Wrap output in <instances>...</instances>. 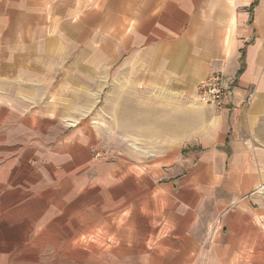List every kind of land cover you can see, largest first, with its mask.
I'll use <instances>...</instances> for the list:
<instances>
[{
    "label": "crops",
    "instance_id": "obj_1",
    "mask_svg": "<svg viewBox=\"0 0 264 264\" xmlns=\"http://www.w3.org/2000/svg\"><path fill=\"white\" fill-rule=\"evenodd\" d=\"M214 74L234 90L220 107L199 100ZM119 79L122 123L140 129L145 109L150 143L175 147L122 171V264H264V0H0L11 191L47 184L24 173L43 167L32 145L47 147L52 176L59 161L74 168L78 131L94 129L79 118ZM79 199L64 216L71 226L109 227L105 208L85 214Z\"/></svg>",
    "mask_w": 264,
    "mask_h": 264
},
{
    "label": "rangeland",
    "instance_id": "obj_2",
    "mask_svg": "<svg viewBox=\"0 0 264 264\" xmlns=\"http://www.w3.org/2000/svg\"><path fill=\"white\" fill-rule=\"evenodd\" d=\"M121 81L110 82L107 90L111 89L112 96L109 99L100 98L95 113L79 118L80 122H93L94 129L90 132L87 129L78 131L79 141L85 144L78 146V158L72 161V170L64 171L66 164L61 170L59 167L63 162L59 161L56 174L52 176L48 167L53 163L47 155V147L43 144L37 148L34 145L26 148V151L37 149L43 153L39 163L43 167L29 172L25 170L24 173L33 174V179L40 176L42 185L47 182L46 186L40 188L31 184L30 191H11L13 170L6 167L7 160L13 157L15 151L0 150V264H122V235L119 234H122V208L128 204L122 205V188L130 184L122 171L128 166L127 161L140 167L148 165L167 152H173L175 147L150 143L152 130L145 126L150 122L151 115L144 112L145 109L140 116L143 119L140 129H134L133 122L122 123ZM130 117L134 120V114ZM2 127L0 138L7 133ZM91 136L94 137V145L86 143L85 139L90 140ZM159 139L167 141L165 136ZM74 146L77 148V145ZM3 147L6 148L0 144V148ZM61 148L55 146L53 150L57 153ZM18 165L24 169L30 167L29 161L18 162ZM45 167L48 175L44 174ZM77 195L80 198L78 208L84 213L86 204L94 207L96 214L105 208L104 217L109 216L111 220L109 227L95 224L92 230V225L71 226V220L66 217L69 211L75 209L73 202ZM62 204L68 206L66 212L60 210ZM209 231L206 235L208 239L213 233ZM97 232L106 234L104 241L93 238ZM76 235L79 238H75ZM104 249L105 255L102 254Z\"/></svg>",
    "mask_w": 264,
    "mask_h": 264
},
{
    "label": "built area",
    "instance_id": "obj_3",
    "mask_svg": "<svg viewBox=\"0 0 264 264\" xmlns=\"http://www.w3.org/2000/svg\"><path fill=\"white\" fill-rule=\"evenodd\" d=\"M233 93V88L227 85L222 74H214L201 81L199 85V100L217 107H220Z\"/></svg>",
    "mask_w": 264,
    "mask_h": 264
}]
</instances>
